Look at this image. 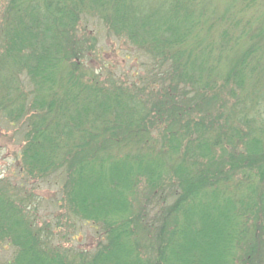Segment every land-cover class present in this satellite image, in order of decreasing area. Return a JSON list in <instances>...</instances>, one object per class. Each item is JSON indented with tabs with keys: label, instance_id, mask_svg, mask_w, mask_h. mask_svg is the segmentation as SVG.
Instances as JSON below:
<instances>
[{
	"label": "trees",
	"instance_id": "1",
	"mask_svg": "<svg viewBox=\"0 0 264 264\" xmlns=\"http://www.w3.org/2000/svg\"><path fill=\"white\" fill-rule=\"evenodd\" d=\"M11 3L0 116L23 133L22 172L62 181L66 212L98 241L49 248L50 227L33 229L0 191V240L17 250L8 264H264L263 23L243 26L229 4L217 37L191 0L162 13L137 0ZM90 18L150 60L140 85L103 84L72 61Z\"/></svg>",
	"mask_w": 264,
	"mask_h": 264
},
{
	"label": "rangeland",
	"instance_id": "2",
	"mask_svg": "<svg viewBox=\"0 0 264 264\" xmlns=\"http://www.w3.org/2000/svg\"><path fill=\"white\" fill-rule=\"evenodd\" d=\"M13 0H0V31L3 27V11L11 6ZM16 2L22 0H14ZM86 6L89 0H84ZM166 0H137L141 7L160 8L163 12ZM199 4L205 12V16L216 22L212 33L220 36L225 23L218 18L221 12L231 5L230 9L243 18V26L253 29L264 25V0H248L246 9L239 2L230 0H191ZM122 2V1H120ZM15 4V2H13ZM234 4V5H233ZM102 11V9L100 8ZM96 17V16H95ZM75 43H80L85 49L81 54V60H72L80 67L89 68L96 73L98 80L105 83L118 82L130 87V83L140 85L139 78H145L147 71L141 66L144 63L150 66V60L142 57L140 52L131 46L125 37H117L108 33L101 21L90 18L81 19L77 24ZM3 37L0 36L2 40ZM3 41H0V46ZM146 92V91H145ZM149 91L146 92L148 94ZM23 133L17 126H12L0 116V191L10 203L19 207L30 220L34 229L46 225L54 234L50 247H56L61 251L77 253L80 251L91 252L98 241L97 232L91 224L70 216L64 207L65 196L62 181H44L30 177L22 172L20 154L24 146ZM58 177V176H57ZM17 250L6 237L0 240V264H8L14 260Z\"/></svg>",
	"mask_w": 264,
	"mask_h": 264
}]
</instances>
